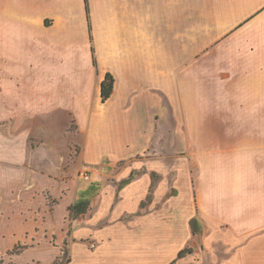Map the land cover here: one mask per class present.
I'll return each mask as SVG.
<instances>
[{"label":"crops","instance_id":"0c3cea01","mask_svg":"<svg viewBox=\"0 0 264 264\" xmlns=\"http://www.w3.org/2000/svg\"><path fill=\"white\" fill-rule=\"evenodd\" d=\"M87 1L89 22L84 0H0V142L10 150L0 157V221H45L50 205L30 187L41 191L42 180L55 194L43 183L57 182L55 170L34 180L27 168L80 160L113 173L122 161L110 188L92 174V197L62 206L52 196L50 220L87 200L92 217L67 212L68 226H189L190 235L246 226L234 247L262 241L264 258V0ZM228 44L245 47L244 93H199L190 72ZM106 73L114 88L102 102ZM159 136L175 157L151 154ZM18 186L29 189L17 195Z\"/></svg>","mask_w":264,"mask_h":264},{"label":"rangeland","instance_id":"374dc122","mask_svg":"<svg viewBox=\"0 0 264 264\" xmlns=\"http://www.w3.org/2000/svg\"><path fill=\"white\" fill-rule=\"evenodd\" d=\"M238 50H242L243 53L236 54ZM218 52L207 56V70L190 72L191 87L196 85L199 88V93L209 95L244 93L247 79L245 47L242 46L238 49L228 44V47L219 49ZM220 66L222 68L217 69ZM157 143H160V149H156L155 153L151 154L158 155L160 161H167L171 156H174V153H178L176 146L174 151L168 149L166 141L161 136L158 137ZM210 145L218 146L217 148L222 147L221 144H206V146ZM240 147L245 148V143ZM9 151L5 144L0 142V157H9ZM179 155L182 156L183 153L180 152ZM127 164L130 162L128 161ZM122 165H124L122 161L116 163L114 165L116 171L113 173L109 171L111 167H108V170H105L104 165L88 168V165L81 163L80 160L61 168L44 166L27 168L28 175L32 176L34 180L35 170H55L53 176L57 182H47L49 181L47 179L43 183L56 186V193H50L48 186L40 183L42 180L37 183L41 191L36 190L35 183L30 187V190H34L39 195L43 193L42 195L46 197L50 205L47 212L45 210L46 214L43 215L45 221L40 220L38 225L30 222V226H21L26 222L18 218H12L7 222L0 221V259H3L2 264H52L57 257L62 255L64 249L67 250V255L70 257V264H168L176 257L177 251L183 247H192L193 254L186 255L173 264H234L241 261L249 262L253 259V264H264L263 255L261 256L258 252L259 246L263 245L262 241H247L241 247H234L245 241H242L239 234L246 226H221V229H215L209 235H207L208 231L203 228V232L200 234L190 235L188 233L189 226H68L69 220L65 210H62L61 213V223L57 224L50 220L52 209L56 208L57 203H60V200L56 198L61 199L62 206L66 202H72L82 196L90 198L100 188L90 181V176L96 174L98 182H104L110 188L111 183L116 184L120 180L121 172L118 167ZM81 172L83 173L82 178L79 177ZM32 180L30 178V181ZM122 183L123 181L120 182V184ZM179 188L182 193L187 194L185 178L180 180ZM28 189L29 187L18 186L16 193L18 195ZM109 192L110 190H107V193ZM52 196L57 197L53 199ZM19 200L20 198H17L16 201ZM90 209L91 206L86 215L92 217L93 213ZM61 214L55 216L58 222L61 221ZM86 215H81L79 218L82 217L88 221ZM3 217V209H0V219ZM70 224L73 223L70 222ZM16 241L25 247L19 254H8L17 244ZM242 248L243 250H241Z\"/></svg>","mask_w":264,"mask_h":264},{"label":"trees","instance_id":"16d2710c","mask_svg":"<svg viewBox=\"0 0 264 264\" xmlns=\"http://www.w3.org/2000/svg\"><path fill=\"white\" fill-rule=\"evenodd\" d=\"M85 3V9L87 14V20L89 22V7H88V1L84 0ZM89 34H90V26H89ZM89 38L91 40V34L89 35ZM92 52V62L94 66H97L96 59L94 56V49L91 47ZM114 88V77L110 73H106L104 76V79L100 83V98L102 102H105L112 94ZM134 174H130L128 179L126 181H129L133 178ZM90 207V202L87 200H80L76 203H73L68 206L67 212L70 219H76L81 215H84ZM192 233L196 234L200 232V226L197 227V219L196 217L192 218L190 220ZM25 245L15 244L12 250L8 252L10 255L19 254L21 249L24 248ZM192 253V248L190 247H184L181 250L178 251L176 258L173 259L169 264L175 263L176 260L185 257L188 254ZM3 263V259H0V264ZM52 264H70V257L67 255V250L64 249L62 251V255L57 257V259Z\"/></svg>","mask_w":264,"mask_h":264}]
</instances>
